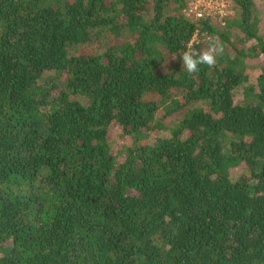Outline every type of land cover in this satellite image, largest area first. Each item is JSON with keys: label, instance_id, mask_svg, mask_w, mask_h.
I'll return each mask as SVG.
<instances>
[{"label": "trees", "instance_id": "trees-1", "mask_svg": "<svg viewBox=\"0 0 264 264\" xmlns=\"http://www.w3.org/2000/svg\"><path fill=\"white\" fill-rule=\"evenodd\" d=\"M191 1L0 0V264H264V11Z\"/></svg>", "mask_w": 264, "mask_h": 264}, {"label": "built area", "instance_id": "built-area-1", "mask_svg": "<svg viewBox=\"0 0 264 264\" xmlns=\"http://www.w3.org/2000/svg\"><path fill=\"white\" fill-rule=\"evenodd\" d=\"M186 15L195 19H208L216 24L225 25L228 18L234 15L233 0H192L184 10ZM196 33L190 43L199 42ZM188 50H191L190 48Z\"/></svg>", "mask_w": 264, "mask_h": 264}, {"label": "clouds", "instance_id": "clouds-1", "mask_svg": "<svg viewBox=\"0 0 264 264\" xmlns=\"http://www.w3.org/2000/svg\"><path fill=\"white\" fill-rule=\"evenodd\" d=\"M219 49L215 46H210L207 51L195 52L191 50H185L182 53L181 60L184 69L189 73L198 71V68L202 64L211 66L215 63V57L219 54Z\"/></svg>", "mask_w": 264, "mask_h": 264}, {"label": "rangeland", "instance_id": "rangeland-1", "mask_svg": "<svg viewBox=\"0 0 264 264\" xmlns=\"http://www.w3.org/2000/svg\"><path fill=\"white\" fill-rule=\"evenodd\" d=\"M256 4L259 8V10L261 11V13L264 11V0H255ZM201 37V36H200ZM198 37V39L200 38ZM112 138H114V150H118L120 148V142L123 143L125 142L124 140H126L125 137H123L118 130H115V133L112 132L111 134Z\"/></svg>", "mask_w": 264, "mask_h": 264}]
</instances>
